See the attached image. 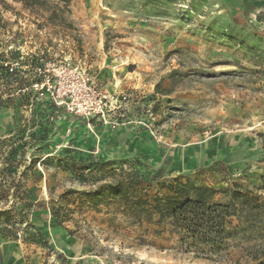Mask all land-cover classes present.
Wrapping results in <instances>:
<instances>
[{"label":"rangeland","instance_id":"1","mask_svg":"<svg viewBox=\"0 0 264 264\" xmlns=\"http://www.w3.org/2000/svg\"><path fill=\"white\" fill-rule=\"evenodd\" d=\"M0 72L19 80L0 79L12 94L1 139L22 147L20 128L27 140L46 106L63 108L45 143L24 147L27 163L92 155L157 176L152 194L190 179L214 188L215 202L240 190L262 205L232 219L226 251L204 257L169 224L112 223L106 207L80 217L73 205L76 220L56 224L49 201L82 186L51 165L28 183L39 235L0 233V264H264V0H0Z\"/></svg>","mask_w":264,"mask_h":264},{"label":"trees","instance_id":"2","mask_svg":"<svg viewBox=\"0 0 264 264\" xmlns=\"http://www.w3.org/2000/svg\"><path fill=\"white\" fill-rule=\"evenodd\" d=\"M18 1L26 6H34L44 4L47 0ZM56 1L65 5L71 2ZM17 73L0 72V79L7 82L19 81L15 78ZM22 88L20 87L19 94L23 96ZM156 91L168 93L163 92L159 85ZM26 93L30 95L33 91ZM5 94L9 96V101L12 100L10 91L0 90V107L10 105L6 104L8 99L4 98ZM62 112L63 108L55 103L46 106L35 117L27 140V127L20 128L18 137L21 141L25 140L22 147L18 148L13 142L16 138H0V205L3 206L0 207V233L5 237H18L17 227L20 225L24 226L26 233L34 230L39 235L30 222L31 215L37 209L28 198V183L34 172L38 173V168L43 169V174H40L43 177L51 165L58 171L68 172L72 180L82 186L80 190L66 189L56 199L49 201V210L56 224L75 221L74 210H80V217H86L85 213H99L106 207L112 223L121 215L130 219L129 227L142 226L144 222L169 224L171 232L178 237L185 252L204 257L219 256L229 248V241L234 235L233 228L230 227L233 218L238 217L242 211L250 212L262 207L253 202L254 197L240 190L232 191L229 203L215 202L214 188L198 186L190 179H174L158 184V191L152 194L150 188L158 180L157 176L127 168L125 161L103 160L92 155L78 157L60 154L36 156L27 163L24 148L26 144L45 143L50 126L62 117ZM262 140L264 143V138ZM54 177L56 178L55 173ZM46 186L50 195L56 192V185L51 183L49 177ZM73 205L77 209L73 210ZM118 226L121 225L116 224ZM81 229L82 226L80 231ZM136 244L143 245L145 240Z\"/></svg>","mask_w":264,"mask_h":264}]
</instances>
